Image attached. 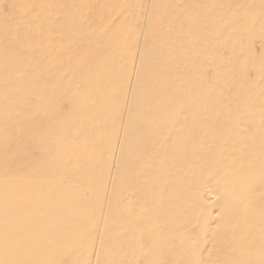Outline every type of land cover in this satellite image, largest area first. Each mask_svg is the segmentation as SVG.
I'll use <instances>...</instances> for the list:
<instances>
[{
	"label": "rangeland",
	"instance_id": "rangeland-1",
	"mask_svg": "<svg viewBox=\"0 0 264 264\" xmlns=\"http://www.w3.org/2000/svg\"><path fill=\"white\" fill-rule=\"evenodd\" d=\"M0 187L84 264H264V0H0Z\"/></svg>",
	"mask_w": 264,
	"mask_h": 264
},
{
	"label": "crops",
	"instance_id": "crops-1",
	"mask_svg": "<svg viewBox=\"0 0 264 264\" xmlns=\"http://www.w3.org/2000/svg\"><path fill=\"white\" fill-rule=\"evenodd\" d=\"M61 221L20 213V203L5 202L0 187V264H84L85 228L68 234Z\"/></svg>",
	"mask_w": 264,
	"mask_h": 264
},
{
	"label": "bare ground",
	"instance_id": "bare-ground-1",
	"mask_svg": "<svg viewBox=\"0 0 264 264\" xmlns=\"http://www.w3.org/2000/svg\"><path fill=\"white\" fill-rule=\"evenodd\" d=\"M75 237V236H74Z\"/></svg>",
	"mask_w": 264,
	"mask_h": 264
}]
</instances>
